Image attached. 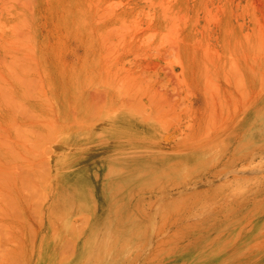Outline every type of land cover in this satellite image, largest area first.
I'll list each match as a JSON object with an SVG mask.
<instances>
[{"label":"rangeland","instance_id":"374dc122","mask_svg":"<svg viewBox=\"0 0 264 264\" xmlns=\"http://www.w3.org/2000/svg\"><path fill=\"white\" fill-rule=\"evenodd\" d=\"M0 264H264V0H0Z\"/></svg>","mask_w":264,"mask_h":264},{"label":"bare ground","instance_id":"6f19581e","mask_svg":"<svg viewBox=\"0 0 264 264\" xmlns=\"http://www.w3.org/2000/svg\"><path fill=\"white\" fill-rule=\"evenodd\" d=\"M236 65V64H235ZM248 70V69H247ZM246 70V71H247ZM246 74H247V72H246ZM232 78V77H231ZM233 79V78H232ZM231 79V80H232ZM242 80H243V78H242ZM240 82V81H239ZM242 83H243V81H242ZM241 83V84H242ZM233 84V83H232ZM236 84H237V82H234V84H233V86L234 87H236ZM238 84H240V83H238ZM240 84V85H241ZM239 86V85H238ZM239 87H241L242 88V86H239ZM244 88H246V87H244ZM236 90V89H235ZM248 90V89H247ZM246 89H245V91H244V93H245V95H246V91H247ZM239 92H240V90H238ZM237 91V92H238ZM242 91V90H241ZM238 92V93H239ZM243 92V91H242ZM232 95V94H231ZM233 115V114H232ZM232 115H230L231 117H232ZM245 116V118L243 119V124H244V129H243V131H242V133H241V135H239L238 136V140H237V145L234 147V150L232 151V153L229 155V157H228V159H227V161L224 163L225 165H224V168L225 167H227L226 165H229L230 167H229V171H230V175H231V177H228V176H226L225 177V179H226V181H227V184H230V190H229V192H228V196L227 197H229V196H231L232 198L234 197L233 196V194H235L236 192H234V182H241V184H243L242 186L243 187H245V189H246V186H248V184H249V177H248V175H250V171L248 172V174H246L245 172H246V169H245V167L243 166V168L244 169H242L241 167L238 169L237 167L239 166V165H244V164H246L247 166H248V164L249 163H251V162H253V158H251V156L249 155V153L248 152H246V153H243V156H241V157H239L238 158V160L237 159H235V154H236V152H237V150H236V148L242 143V142H246L247 140H248V136H246L245 134H246V130H247V128H246V122H247V120H248V116H247V114L246 115H244ZM230 120V119H229ZM229 123H230V121H228ZM237 131V130H236ZM216 136H217V134H215V133H212L211 135H208L207 137H205V139H201L200 141H198V142H196L195 144L193 143L192 144V146L190 147V148H183V149H180L179 151H177V155H178V157L181 159V162H180V165H183V166H189V165H195L200 159H201V154H203V153H205L208 149H209V147L211 146V143L214 141V139L216 138ZM166 139H167V137H165ZM171 139V138H170ZM246 139V140H245ZM164 143V142H163ZM171 143V142H170ZM169 143V144H170ZM165 144H167V143H165ZM168 144V145H169ZM171 145V144H170ZM167 146V145H166ZM183 147V146H182ZM161 154H162V156H161V158H160V162L159 163H165L164 162V160L166 161V160H168V162H169V160H170V157H172L171 156V153H165L164 151H162L161 152ZM253 164V163H252ZM251 164H249V166H250ZM249 169V168H248ZM250 170V169H249ZM219 171H220V169H218V167L215 165V166H212L209 170H208V172L207 173H205V175H204V177L202 178V179H200L199 180V184H201V183H204V184H210L218 175H219ZM229 171H228V173H229ZM227 173V174H228ZM199 184H197V185H199ZM196 185V184H195ZM206 185H204V186H206ZM178 186V185H177ZM177 186H175V187H177ZM189 187V186H188ZM188 187H185V189L187 190V188ZM196 186H194V184H193V186L191 185V187L189 188V189H193L194 190V188H195ZM198 187V186H197ZM196 187V188H197ZM200 188V187H199ZM241 188V187H240ZM176 188H174V190L173 191H176L175 193L173 192H170V190H168L170 193H172L174 196L176 195V193H177V197H179V195L181 194V191H182V193L184 194V191L183 190H181L180 191V189L179 190H175ZM192 190V191H193ZM237 190V189H236ZM168 191H167V193H168ZM180 191V193L178 194V192ZM191 191V190H190ZM165 193V192H164ZM166 193V195H168V194H170V193H168L167 194ZM186 193V192H185ZM188 193V192H187ZM182 194V195H183ZM186 194H184V196H185ZM172 196V195H171ZM171 196L169 197L168 196V198L170 199L171 198ZM174 196H172V197H174ZM150 197H152L151 195H150ZM155 197H159V196H154V198ZM161 197V196H160ZM176 197V196H175ZM182 197V196H181ZM185 198H186V196H185ZM185 198H183V199H185ZM150 199V198H149ZM159 199V198H158ZM172 199V198H171ZM231 199V198H230ZM151 200V199H150ZM155 200H156V198H155ZM166 200H167V198H166ZM176 201L177 199L175 198V199H172V201ZM227 200L229 201V199L227 198ZM130 200L128 199V202H129ZM224 201H226V200H224ZM215 203H218L219 204V202H215ZM214 204V203H213ZM215 205H217V204H215ZM191 206V205H190ZM213 208V207H212ZM197 210V209H196ZM199 210V209H198ZM221 210H223V209H221ZM193 212H195V209H194V211ZM196 212H198V211H196ZM200 212V211H199ZM222 212V211H221ZM204 214V213H203ZM224 214H225V211H224ZM228 214H230V212L228 213ZM192 215H195V214H192ZM199 215V214H198ZM223 216V215H222ZM226 217V216H225Z\"/></svg>","mask_w":264,"mask_h":264}]
</instances>
